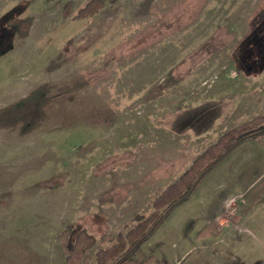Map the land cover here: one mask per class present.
Wrapping results in <instances>:
<instances>
[{
  "label": "rangeland",
  "instance_id": "obj_1",
  "mask_svg": "<svg viewBox=\"0 0 264 264\" xmlns=\"http://www.w3.org/2000/svg\"><path fill=\"white\" fill-rule=\"evenodd\" d=\"M105 1L74 19L87 0H0V264H66L68 224L96 236L90 264L215 141L196 131L264 114V0ZM263 179L264 135L142 247L171 264H264ZM213 220L220 233H200Z\"/></svg>",
  "mask_w": 264,
  "mask_h": 264
},
{
  "label": "trees",
  "instance_id": "obj_2",
  "mask_svg": "<svg viewBox=\"0 0 264 264\" xmlns=\"http://www.w3.org/2000/svg\"><path fill=\"white\" fill-rule=\"evenodd\" d=\"M105 3V0H87L73 18H90ZM262 135H264V114L252 117L222 133L192 160L178 178L155 196L152 200L153 209L148 215H136L137 223L126 232L119 231L114 241L107 247L99 248L95 260L90 264H171L169 259L158 258L154 253H148L142 247V243L149 238L172 208L191 195L207 172L226 154L244 140H257ZM256 189L258 193H264V179ZM256 199L257 197L254 196L252 200ZM212 232L220 233L214 220L200 231L204 235ZM56 240L65 254L66 264H81L97 238L86 227L68 224L56 236Z\"/></svg>",
  "mask_w": 264,
  "mask_h": 264
},
{
  "label": "crops",
  "instance_id": "obj_3",
  "mask_svg": "<svg viewBox=\"0 0 264 264\" xmlns=\"http://www.w3.org/2000/svg\"><path fill=\"white\" fill-rule=\"evenodd\" d=\"M216 116H217V114H216ZM213 118H214V116H213ZM207 130H202V129H200V130H198V132L196 131V134H195V136H196V139L197 140H199V141H202V140H206V139H209V140H216L217 139V137L220 135V134H217V135H211L212 137L210 138L209 137V133H207L206 132ZM178 134H181V133H178ZM222 134V133H221ZM208 136V137H207ZM205 137H207L206 139H202V140H200L201 138H205Z\"/></svg>",
  "mask_w": 264,
  "mask_h": 264
}]
</instances>
